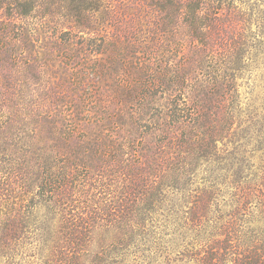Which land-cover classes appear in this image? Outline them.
Segmentation results:
<instances>
[{"label":"rangeland","instance_id":"1","mask_svg":"<svg viewBox=\"0 0 264 264\" xmlns=\"http://www.w3.org/2000/svg\"><path fill=\"white\" fill-rule=\"evenodd\" d=\"M263 172L264 0H0V264H199Z\"/></svg>","mask_w":264,"mask_h":264},{"label":"trees","instance_id":"2","mask_svg":"<svg viewBox=\"0 0 264 264\" xmlns=\"http://www.w3.org/2000/svg\"><path fill=\"white\" fill-rule=\"evenodd\" d=\"M194 4L196 9L193 8L198 12L200 4ZM244 194L243 203L234 195L230 205L232 210L224 213L220 223L195 228L201 243L192 253L191 261L199 264H264V196L260 198L247 191ZM199 213L202 214L199 222L205 226L202 220L209 214L206 211ZM42 264H77V260L44 261Z\"/></svg>","mask_w":264,"mask_h":264}]
</instances>
